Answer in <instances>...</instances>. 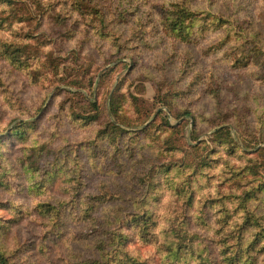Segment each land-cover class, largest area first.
Masks as SVG:
<instances>
[{
  "label": "rangeland",
  "instance_id": "374dc122",
  "mask_svg": "<svg viewBox=\"0 0 264 264\" xmlns=\"http://www.w3.org/2000/svg\"><path fill=\"white\" fill-rule=\"evenodd\" d=\"M176 1L0 2V228L14 264H125L112 233L140 262L173 264L172 230L189 232V264H225L240 241L264 264V0L192 1L226 23L189 40L167 26ZM142 206L150 242L133 223Z\"/></svg>",
  "mask_w": 264,
  "mask_h": 264
},
{
  "label": "trees",
  "instance_id": "16d2710c",
  "mask_svg": "<svg viewBox=\"0 0 264 264\" xmlns=\"http://www.w3.org/2000/svg\"><path fill=\"white\" fill-rule=\"evenodd\" d=\"M1 1L2 0H0V2ZM38 1L40 2L41 0ZM192 1L194 0H177L176 2L170 4L172 9L166 10V12L169 14L167 26L171 32L175 33V36L189 40L190 37L195 36V31L198 30V27H201L203 23L207 24L209 20L212 23H216L217 25L226 23V20H222L216 13L206 12L203 9H196L195 6L192 5ZM78 4L82 5L80 2ZM137 31L138 30H136V32ZM16 46L19 48L18 45ZM115 125L116 124H113V126ZM258 151L260 152V149ZM153 190L156 192L157 199L159 192L156 186L153 187ZM100 203L101 201L95 197H90L87 199V205L85 207L86 214L84 216L94 219V209L95 207H98ZM65 205V201H59L57 205L52 206L53 210L50 212L57 211L56 216H60L59 210L63 209ZM141 211L142 213L137 214L136 218L133 220V223H135L136 227H138V235L146 242H150L155 237L153 228L156 225L157 220H154L152 211L145 209L144 206L141 207ZM8 229L9 227L5 226L0 228V264H14V261L12 260L13 251H11V248L5 242L8 237ZM128 238L129 237H124L123 233H120V235H115L112 233V235L109 237L112 244L109 245V247H113L114 252H116V254H118L120 257H125L123 260V263L125 264H144L133 257L128 251H126V245L124 243L128 240ZM187 238H189V232L187 230H172V239L170 240L171 245L168 249L170 250L171 255L175 256V263L173 264H189V256H193V254L197 251L193 244L189 245L186 243ZM242 246L243 245L240 241L237 246L225 256L229 258V261L225 264H258L257 258L252 254L254 252L252 250L253 241H251L244 248ZM240 249L243 250L239 252ZM100 250L103 252V245L100 246ZM109 261L110 258L108 257V254L103 252L101 258L94 260L93 264H108Z\"/></svg>",
  "mask_w": 264,
  "mask_h": 264
}]
</instances>
